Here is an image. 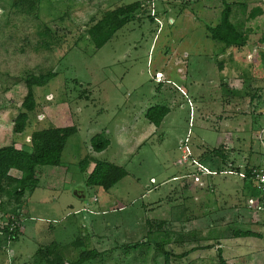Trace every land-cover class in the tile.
Masks as SVG:
<instances>
[{
    "label": "rangeland",
    "instance_id": "374dc122",
    "mask_svg": "<svg viewBox=\"0 0 264 264\" xmlns=\"http://www.w3.org/2000/svg\"><path fill=\"white\" fill-rule=\"evenodd\" d=\"M28 2L0 0V147L26 149L41 129L75 132L18 205L0 195V264H32L49 247L44 257L66 261L99 252L84 264H162L157 242L186 254L169 264H216L219 247L227 264H264V215L250 209L257 194L242 171L264 155V0H34L31 11ZM223 3L246 34L239 49L205 31ZM111 17L122 27L93 51L88 29ZM47 71L55 77L32 87L35 107L14 134L23 79ZM155 105L168 108L158 127L144 118ZM97 133L108 140L100 152L89 145ZM212 152L232 168L212 173L208 160L222 166ZM86 155L126 176L107 191L85 188Z\"/></svg>",
    "mask_w": 264,
    "mask_h": 264
},
{
    "label": "trees",
    "instance_id": "16d2710c",
    "mask_svg": "<svg viewBox=\"0 0 264 264\" xmlns=\"http://www.w3.org/2000/svg\"><path fill=\"white\" fill-rule=\"evenodd\" d=\"M34 0H29L27 3V9L31 11L34 7ZM123 9L118 11L121 14ZM258 10L253 12L257 13ZM230 6L223 3V8L220 12L219 20L214 26H205L207 36L212 41L220 43L224 50L226 49H239L246 45V34H243L235 28V26L229 20ZM123 20H116L115 17H111L106 20L104 18L96 25L92 26L87 31V36L92 45L93 51L100 49L112 35L118 31L121 27ZM108 27L104 30L103 26ZM264 41V38H261ZM55 74L51 71H47L39 75H27L23 79V84L26 89V93L20 103V111L16 115L12 124V132L19 134L23 130L27 115L33 111L35 107L34 97L32 93V87H42L48 83ZM168 113V108L163 105H155L147 108L144 112V118L148 123L154 127H158L162 119ZM262 114L264 115V109ZM75 132V128L72 126L55 127L37 130L30 135V146L26 149L15 148L13 145H7L0 147V195L2 193H9L13 195L12 202L16 205L19 204L20 198L25 191L33 192L39 183V172L41 168L45 167H57L60 163L61 152L64 148L66 139ZM90 149L94 152H100L108 146V140L102 133H97L89 139ZM215 158L219 159L222 166L218 165V161L208 160L210 166H214L212 172L220 173L224 172L225 168L231 169V162L227 161L223 153L212 152ZM263 155V154H262ZM261 155V156H262ZM264 155L254 160L249 166H246L242 171L244 178L249 180L254 187L252 169H256L261 166V161ZM91 164L90 171L85 176L84 186L91 190H103L107 191L115 184H117L122 178L126 176V172L121 166L114 165L112 163L100 160H94L92 157L86 155L78 163V168L81 172L85 171L87 165ZM16 171L19 173L18 177H12L9 175V171ZM7 188L9 190H7ZM257 194V192H256ZM0 207L1 204H0ZM249 208V207H248ZM255 210L254 208H250ZM257 211V210H256ZM1 212V209H0ZM19 213V212H18ZM264 215V213H262ZM9 221V219H7ZM14 221V220H12ZM7 226L3 229L6 230ZM233 238H260V234H256L250 231H234ZM12 240L14 236L10 237ZM137 244L130 245L135 248ZM77 248V247H75ZM204 249L211 248L210 246H204ZM52 249H45L44 252L47 255L51 254ZM155 250L158 255L161 256L162 264H169L171 257L183 258L186 254L182 253L174 255L167 251L163 247V242L155 243ZM193 250H196V248ZM192 251V250H190ZM44 252L38 251L36 253V259L32 264H84L89 261H93L99 257V253L93 249H81L78 252L77 258L73 261H65V259L59 254H55L52 258L44 257ZM216 264H227L221 256L220 247L216 252Z\"/></svg>",
    "mask_w": 264,
    "mask_h": 264
},
{
    "label": "built area",
    "instance_id": "2783aa9c",
    "mask_svg": "<svg viewBox=\"0 0 264 264\" xmlns=\"http://www.w3.org/2000/svg\"><path fill=\"white\" fill-rule=\"evenodd\" d=\"M251 174L253 175L257 198L254 200L253 204L250 205V207L264 213V158L261 161V166L256 169H252Z\"/></svg>",
    "mask_w": 264,
    "mask_h": 264
},
{
    "label": "water",
    "instance_id": "95a60500",
    "mask_svg": "<svg viewBox=\"0 0 264 264\" xmlns=\"http://www.w3.org/2000/svg\"><path fill=\"white\" fill-rule=\"evenodd\" d=\"M73 195L77 199H83L84 198V190L83 189H74Z\"/></svg>",
    "mask_w": 264,
    "mask_h": 264
},
{
    "label": "crops",
    "instance_id": "0c3cea01",
    "mask_svg": "<svg viewBox=\"0 0 264 264\" xmlns=\"http://www.w3.org/2000/svg\"><path fill=\"white\" fill-rule=\"evenodd\" d=\"M261 115H263V114H261ZM259 118H260V116L259 115H257ZM163 120V119H162ZM235 128L234 129H236L237 130V126H234ZM225 131H227V130H225ZM227 135H229V136H232V134L230 135V133H226ZM191 161H195V160H191ZM194 164V163H193ZM59 165H60V163H59ZM58 165V166H59ZM212 167H214V166H212ZM213 170V169H212ZM90 171V170H89ZM227 171V170H226ZM226 171H224V172H226ZM212 172V171H211ZM212 173H214V174H222L223 172H220V173H215V172H212ZM231 173V172H230ZM85 188H88V187H85ZM90 189V188H89ZM94 250V249H93ZM98 252V251H97ZM99 253V252H98ZM66 261V260H65ZM67 262V261H66Z\"/></svg>",
    "mask_w": 264,
    "mask_h": 264
}]
</instances>
